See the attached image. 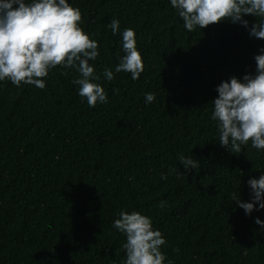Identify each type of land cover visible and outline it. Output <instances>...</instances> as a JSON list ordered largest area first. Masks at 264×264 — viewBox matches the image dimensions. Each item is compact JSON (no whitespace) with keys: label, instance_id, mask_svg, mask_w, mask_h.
<instances>
[{"label":"trees","instance_id":"trees-1","mask_svg":"<svg viewBox=\"0 0 264 264\" xmlns=\"http://www.w3.org/2000/svg\"><path fill=\"white\" fill-rule=\"evenodd\" d=\"M68 2L99 44L90 64L108 102L90 108L72 83L79 74L59 66L44 89L0 81V264H124L121 211L152 220L165 264H264V209L249 215L231 199L253 202L248 181L264 175V150L222 147L211 104L223 81L255 75L264 40L229 20L189 32L171 0ZM128 28L139 80L115 72ZM181 155L199 169L186 171Z\"/></svg>","mask_w":264,"mask_h":264},{"label":"clouds","instance_id":"clouds-1","mask_svg":"<svg viewBox=\"0 0 264 264\" xmlns=\"http://www.w3.org/2000/svg\"><path fill=\"white\" fill-rule=\"evenodd\" d=\"M171 6L189 32L229 20L248 28L252 37L264 40V0H171ZM246 16L256 17L259 22L249 28ZM82 22L80 9L72 7L68 0H0V81L44 89L50 70L58 66L74 69L79 76L72 83L78 86L79 96L88 106L107 103L105 89L93 82L100 80L101 75L90 64L100 55L99 44L84 32ZM108 27L117 34L119 20L113 19ZM122 51L125 55L120 57L115 72L130 73L133 80H139L144 64L131 28L122 32ZM261 53L254 58L255 75H244L243 82L236 77L223 81L216 89L218 97L211 103L219 143L233 154L249 144L253 149L264 150V49ZM102 75L107 81L114 79L109 68ZM155 99L154 94H145L146 103ZM179 160L186 171L200 167L193 158L181 155ZM161 179L166 180L167 176L162 174ZM248 184L253 202H243L236 192L231 199L250 215L256 204L264 209V175L259 180L250 179ZM159 207H165V202L161 201ZM119 215L113 226L126 236L122 245L126 253L124 264H165L167 258L161 247L166 240L159 230L153 229L152 220L135 211H121ZM255 223L264 230V221L256 219Z\"/></svg>","mask_w":264,"mask_h":264}]
</instances>
